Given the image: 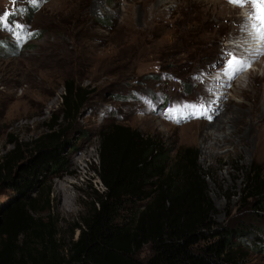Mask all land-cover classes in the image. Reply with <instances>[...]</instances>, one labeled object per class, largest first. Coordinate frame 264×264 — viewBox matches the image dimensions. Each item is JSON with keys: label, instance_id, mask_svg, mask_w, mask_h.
Masks as SVG:
<instances>
[{"label": "rangeland", "instance_id": "obj_1", "mask_svg": "<svg viewBox=\"0 0 264 264\" xmlns=\"http://www.w3.org/2000/svg\"><path fill=\"white\" fill-rule=\"evenodd\" d=\"M223 6L236 9L234 15L252 35L246 24L252 23L249 17L254 13L247 0L243 7L230 0H0V177L10 170L13 178L22 165L16 158L34 155L43 140L57 143L61 162L50 168L35 193L28 194L30 199L47 194L49 205L41 210L44 205L36 204V212L24 206L33 233L23 246V259L27 252L31 258L44 259L50 239L54 251L63 255L78 238L83 220L97 209L96 193L104 190L97 175L105 131L115 136V172L126 171L130 156H136L143 142L164 155L168 167L188 150L212 203L207 207L209 219L250 229L263 238L264 208H258L263 199L248 188L250 170H264V158L254 157L257 140L254 136L249 150L239 157L225 155L227 148L215 156L213 138L219 135L204 126L215 119L217 103L223 107L228 97L238 99L226 91V80L219 84L223 96L215 94L205 104L197 95L196 72L202 74L203 65L209 63L210 72L222 68L223 79L231 76L224 70L234 55L216 50L204 39L214 32L208 20ZM216 33L222 40L224 34L217 28ZM30 34L35 39L27 40ZM22 39L26 41L15 49L2 47ZM224 41V48L231 45ZM249 47H256L253 61L264 40L253 37ZM253 68H243L237 79ZM67 87L72 88L70 96ZM259 100L264 106V80ZM202 132L212 134L211 140L201 143L196 136ZM14 188V181L0 183V225L4 210L18 197ZM60 188L66 190L67 203ZM148 202L137 198L118 215L135 216ZM5 239L0 237V242ZM252 241L256 240L242 242L248 246ZM253 246L241 247L244 263L264 264V253ZM134 256L145 261L147 247Z\"/></svg>", "mask_w": 264, "mask_h": 264}, {"label": "trees", "instance_id": "obj_2", "mask_svg": "<svg viewBox=\"0 0 264 264\" xmlns=\"http://www.w3.org/2000/svg\"><path fill=\"white\" fill-rule=\"evenodd\" d=\"M32 34L27 40L35 39ZM25 41L3 43L2 47L15 49ZM66 91L69 96L72 94V88L67 87ZM74 95L78 94L75 92ZM64 100L67 105L66 97ZM115 142L113 134L103 133L101 171L97 176L104 190L96 193L97 209L83 220L78 238L63 255L54 251V240H48L49 253L44 259L31 258L28 252L23 259V246L33 233L30 231L32 220L24 206L27 204L29 212H36L34 206L41 202L44 205L41 210L47 209V194L35 199H30L28 194L35 193L50 168L60 165L57 143L43 140L34 155L16 158L22 165L14 173L15 178H11L10 170L0 177L2 185L14 181V192L18 193L4 210L0 225V237H6L0 242V264H28V260L34 264H245L241 247L251 249L254 245V249L264 253V233L260 239L250 229L221 226L209 219L207 207H212V203L200 170L195 168L188 150L168 167L165 156L150 142H143L134 152L136 156H130L126 171L121 168L115 172L113 166L118 161ZM114 155L116 161H113ZM250 175L248 188L254 195L262 197V206L258 208L263 209L264 170L251 169ZM137 198L149 199V202L135 216L121 219L118 211ZM22 236L26 237L25 241L19 240ZM249 239L256 241L245 246L242 241ZM235 241L242 245L239 247ZM40 245L43 247L42 242ZM144 247L149 256L142 262L134 254Z\"/></svg>", "mask_w": 264, "mask_h": 264}, {"label": "bare ground", "instance_id": "obj_3", "mask_svg": "<svg viewBox=\"0 0 264 264\" xmlns=\"http://www.w3.org/2000/svg\"><path fill=\"white\" fill-rule=\"evenodd\" d=\"M235 11L236 9L223 6L220 12L215 14L212 21L208 20L209 23L212 22L211 31L214 32L209 31L204 36V39L207 44L214 45L216 50L232 54L237 60L248 61V66H253L256 69L253 68L246 72L244 79H237L239 77L237 73L240 71L223 79V75L221 76L222 73H220L222 68L213 69L210 72L207 65L209 63H207L201 68L203 70L202 74L196 72V77L199 80L197 95L205 104H207L208 100L215 97V94H218L219 97L223 96L221 91L224 90L220 91L219 84L221 83L220 80H226V85L228 86L226 91H232V95L238 99V101H234L232 97H228L223 107H219L220 103L217 102L218 106L214 110L210 107V110H213L212 114L216 115V117L211 123L205 124L204 129L219 135V137L213 138L215 147L211 151H213L212 153L216 152L215 156H219L217 151L227 148L225 155L233 153L239 157L243 151L249 150L250 141L255 136L257 146L254 150V157L264 158V106L259 102V89L264 80V52H262L264 47L259 49L260 51L255 52V57L252 61L251 55H254L256 47H252L254 48L252 49L249 46L252 43L253 35L247 32L245 27L242 26L243 23L241 25V19L234 15ZM223 26L225 29L222 28ZM216 28L221 35L224 34L222 40L230 41L231 45L225 46L226 48L222 46L223 43L221 44L222 40L217 36ZM258 70H261L259 76L257 75ZM224 71L226 72V70ZM209 72L212 74H209ZM207 109L209 110V108ZM194 135L196 136L197 134L194 133ZM211 136L212 134L202 132L200 136L196 137L201 140V143H204ZM58 192L63 194L64 203H67L68 197L64 196L66 190L60 188Z\"/></svg>", "mask_w": 264, "mask_h": 264}, {"label": "snow or ice", "instance_id": "obj_4", "mask_svg": "<svg viewBox=\"0 0 264 264\" xmlns=\"http://www.w3.org/2000/svg\"><path fill=\"white\" fill-rule=\"evenodd\" d=\"M230 2L243 7L245 0H230ZM247 2L251 4L254 14L251 17H249V20L252 21V23L250 25L246 24V27L247 26L251 27L252 35L254 38H259L264 40V0H247ZM226 55L231 56V54H226ZM248 64H249L248 61L237 60L234 56H231V58L228 59L227 61L226 71L227 73H231L232 75H235L236 72L243 70V68L248 66ZM192 107H195V105H193ZM172 111H178V110H172ZM193 115H195V113H193Z\"/></svg>", "mask_w": 264, "mask_h": 264}]
</instances>
